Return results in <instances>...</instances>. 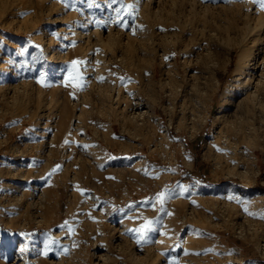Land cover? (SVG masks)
<instances>
[{"label":"rangeland","instance_id":"374dc122","mask_svg":"<svg viewBox=\"0 0 264 264\" xmlns=\"http://www.w3.org/2000/svg\"><path fill=\"white\" fill-rule=\"evenodd\" d=\"M263 22L264 0H0V264H264Z\"/></svg>","mask_w":264,"mask_h":264},{"label":"bare ground","instance_id":"6f19581e","mask_svg":"<svg viewBox=\"0 0 264 264\" xmlns=\"http://www.w3.org/2000/svg\"><path fill=\"white\" fill-rule=\"evenodd\" d=\"M259 19V18H258ZM257 19V20H258ZM261 20V19H260ZM258 22V21H257ZM264 23V22H263ZM259 24V23H258ZM257 27V26H256ZM263 27V26H262ZM258 28H261L258 27ZM259 30V29H258ZM264 36V35H263ZM249 59H252V58H249ZM248 62V61H247ZM252 62V61H251ZM251 64V63H250ZM256 65V64H255ZM257 67V66H256ZM255 68V67H254ZM248 72V71H247ZM249 73V72H248ZM243 73H239L238 74V78L237 79H240L242 78V75ZM250 75V74H249ZM258 75V74H257ZM245 76V75H244ZM243 76V78H244ZM250 78V77H249ZM248 78V79H249ZM258 78V77H257ZM256 78V79H257ZM247 79V78H246ZM247 79V80H248ZM259 80V79H258ZM237 81V80H236ZM246 82V81H245ZM259 82V81H258ZM242 84H246V83H242ZM257 85V84H256ZM244 91V90H243ZM246 91V90H245ZM251 91V90H250ZM249 91V92H250ZM254 91V90H253ZM253 96V95H251ZM242 97V96H240ZM243 99V98H242ZM236 100V99H235ZM254 101V100H252ZM242 100L238 101L237 103L241 104ZM236 103V102H235ZM249 103V102H248ZM231 105V102L230 101H227L224 97V99H222V102L220 103V107H219V110H220V113H223V111L227 110L228 106ZM238 105V104H237ZM239 106V105H238ZM222 110V111H221ZM225 115L227 113H224ZM231 115V114H230ZM224 116V115H223ZM250 129V127L246 126V120L244 119V117H242L241 115L239 114H236L234 117H228V119L226 120L225 122V127L221 128L220 131H219V137L221 139H224V144L228 145V146H237V143H241V139L243 136V134H245V131H248ZM108 136V135H107ZM110 136V135H109ZM105 137V136H104ZM111 139V138H109ZM223 142V141H222ZM221 142V143H222ZM223 145V144H222ZM118 146V145H117ZM224 147V146H223ZM239 147V145L237 146ZM114 148V147H113ZM229 148V147H228ZM240 148V147H239ZM230 149V148H229ZM232 149V147H231Z\"/></svg>","mask_w":264,"mask_h":264},{"label":"snow or ice","instance_id":"6c2138e0","mask_svg":"<svg viewBox=\"0 0 264 264\" xmlns=\"http://www.w3.org/2000/svg\"><path fill=\"white\" fill-rule=\"evenodd\" d=\"M76 63H78L77 61H73V64L75 65ZM74 86H76V85H74ZM53 171H55V169L53 170ZM147 227H148V225L146 224V225H144V228L145 229H147ZM137 231H140L139 229L137 230Z\"/></svg>","mask_w":264,"mask_h":264},{"label":"trees","instance_id":"16d2710c","mask_svg":"<svg viewBox=\"0 0 264 264\" xmlns=\"http://www.w3.org/2000/svg\"><path fill=\"white\" fill-rule=\"evenodd\" d=\"M184 177H186L188 179H192V175L191 174H185Z\"/></svg>","mask_w":264,"mask_h":264}]
</instances>
